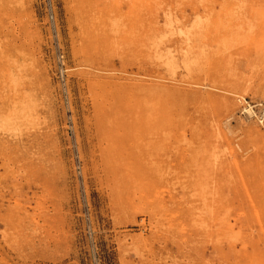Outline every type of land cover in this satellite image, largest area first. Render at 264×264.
Returning <instances> with one entry per match:
<instances>
[{
	"label": "rangeland",
	"instance_id": "374dc122",
	"mask_svg": "<svg viewBox=\"0 0 264 264\" xmlns=\"http://www.w3.org/2000/svg\"><path fill=\"white\" fill-rule=\"evenodd\" d=\"M0 264H264V0H0Z\"/></svg>",
	"mask_w": 264,
	"mask_h": 264
}]
</instances>
